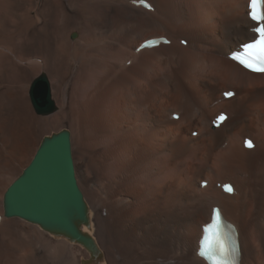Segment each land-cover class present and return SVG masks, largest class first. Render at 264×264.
<instances>
[{"label":"bare ground","instance_id":"1","mask_svg":"<svg viewBox=\"0 0 264 264\" xmlns=\"http://www.w3.org/2000/svg\"><path fill=\"white\" fill-rule=\"evenodd\" d=\"M20 1L0 0V41H7L0 44L12 47V57L0 54V264H207L197 254L199 240L216 206L237 228L241 264H264V74L249 72L229 59L255 38L250 0H146L153 10L135 4L140 0H64L58 6L46 0L21 6ZM45 15L50 23L43 30L27 29ZM15 19L19 25L13 23ZM58 21L62 26L57 53L53 34L60 27ZM120 23L148 33L138 35L125 50L106 40ZM11 27L27 36L16 35ZM72 28L82 33L81 39L75 38L78 41L67 39ZM177 29L187 36L176 34ZM98 31L102 36L92 41ZM159 37L171 43L145 48L137 55L143 42ZM176 39L188 44L180 47ZM210 51L227 59L209 56ZM16 54L26 66L14 63ZM76 59L80 66L71 81L69 110L37 117L25 99L32 77L45 75L51 93L63 98L62 86ZM31 60L42 65H27ZM165 67L173 72L151 83L158 69ZM202 68L210 70V77L222 76L237 86L221 89L222 104L215 103L210 83L201 74V79L196 76ZM112 74L118 78L109 83ZM143 81L150 88H142ZM230 91L235 96L224 99L223 93ZM242 92L249 98L245 106L240 103ZM14 102L28 113L27 119L11 114L8 107ZM165 102L174 104L167 107ZM260 105L255 147L247 150L246 113ZM210 108L215 109L213 118L208 115ZM226 108L227 119L213 128ZM176 113L180 118L172 120ZM58 137L68 149L70 195L53 200L42 215L32 218L7 197V190L24 176L32 178L28 167L37 151ZM74 138L83 147L79 156L73 153ZM225 141L229 144L221 156L211 158L213 148H221ZM188 152L199 158L192 179L182 169ZM98 176H106L107 184L93 182ZM258 176L259 194L249 186ZM120 180L125 185L113 191ZM204 181L208 185L202 189ZM219 182L231 183L234 194L218 189ZM127 197L133 198L132 203Z\"/></svg>","mask_w":264,"mask_h":264},{"label":"rangeland","instance_id":"2","mask_svg":"<svg viewBox=\"0 0 264 264\" xmlns=\"http://www.w3.org/2000/svg\"><path fill=\"white\" fill-rule=\"evenodd\" d=\"M60 1H64V0H46V2L47 3H50V4H52V3H54L56 6H58L57 5V3L58 2H60ZM28 2H38V0H21L20 1V4H21V6H28L29 4H27ZM76 11V10H75ZM34 13V12H33ZM81 13H83V12H81ZM20 14V13H19ZM27 14V13H26ZM45 16H47V15H45ZM45 16H42L40 19H41V21H39V24L37 25V24H34L33 25V27L30 29V27H28L27 29H29V30H31V31H37L38 29L39 30H43V28H44V25H47V24H49L50 23V21H49V16H47V18L45 17ZM20 17H21V15H20ZM45 18V19H44ZM28 19V18H27ZM44 19V20H43ZM19 20H17V19H15L14 20V22L13 23H15V24H18L19 25ZM45 21V22H44ZM47 21V22H46ZM49 21V22H48ZM164 21V20H163ZM11 23H12V21H10ZM21 24H23L22 22H20ZM58 23L60 24V27H59V29L58 28H56L55 29V31L56 32H54V34H53V38H55V47H54V51L55 52H57L58 53V50H57V48H58V46L59 45H57L58 44V42L60 41L61 42V40H59L58 38H57V36L59 35L58 33H60V31H61V26H62V24L58 21ZM128 25V26H127ZM137 25H132V24H127V23H120L119 25H118V28H116V30H114V31H111L110 33H108L109 35L106 37V40H108L109 42L108 43H110V44H115V46H119V45H122V47L121 48H123V49H125V47H126V49L125 50H127V48H128V50H130V48L132 47V43H134V41H135V39L137 38V36L138 35H145V34H147L148 32H145V31H141L140 30V32H138L137 30H138V26L136 27ZM74 31H73V30ZM72 29H69V30H71L70 31V33H69V35H68V38L67 39H69L68 41H70V42H74L75 40L76 41H78L79 39H81L80 38V35H81V37H82V33H81V31L78 29V28H72ZM11 31L13 32V33H16V35H24V37L25 36H27V35H25V33L24 32H20V29H17V28H14V27H11ZM135 31H137L138 32V34L135 32ZM104 32V31H103ZM130 32V33H129ZM181 32V33H180ZM183 31H181V30H179V29H177V32H176V34H183L182 36L183 37H186L187 35L186 34H184V32L182 33ZM74 33H77V35H78V37L77 38H79V39H75V40H73L72 39V35L74 34ZM100 33V31H98V32H94V35H92L93 37H91V38H93L92 39V41L93 40H97L98 38H99V36H102V35H100L99 34ZM127 34V35H126ZM194 35H196V36H198V33H193ZM22 35V36H23ZM118 35L120 36V37H118ZM135 35V36H134ZM112 36V37H111ZM124 36V37H123ZM127 36V37H126ZM131 36V37H130ZM181 36V35H180ZM114 37V38H113ZM122 37H123V39H122ZM128 37H130V38H128ZM60 38V37H59ZM122 39V40H121ZM128 40L129 41V43L127 42V41H125V40ZM185 39V38H184ZM119 40V41H118ZM185 41H187V40H185ZM3 43V44H6L7 43V41H4V40H2V41H0V43ZM6 42V43H5ZM123 42H125L124 44L125 45H123ZM131 42V43H130ZM27 43H29V42H23V44L24 45H26ZM126 43H127V46H126ZM175 43L178 45V46H180V47H186V45H183L182 44V40L181 41H179V39L177 40L176 39V41H175ZM60 44V43H59ZM129 44V45H128ZM23 45V46H24ZM0 54L2 53V54H5V55H7V56H11L12 57V55L10 54V51L9 50H11V46H10V48H9V45H8V47L7 46H3L2 47V45L0 44ZM85 46H86V44H85ZM4 49V50H3ZM87 48H85L84 50H86ZM92 50H94V49H92ZM31 51V50H30ZM88 51V50H87ZM140 51H138V53H137V55L138 54H140L139 53ZM74 53V52H73ZM73 53H72V55H73ZM35 54V53H34ZM209 56H213V57H216L217 59L218 58H223V59H227V56H225V55H223V54H220V53H218V52H211L210 51V53H209ZM15 57H18V58H16V59H18V61H16V62H14V63H18L19 64V66H26L25 65V59L20 55V54H16L15 55ZM15 57H13V58H15ZM27 57V56H26ZM22 58V59H21ZM12 59V58H11ZM217 61V60H216ZM72 62H74L73 63V73H72V75H70L69 77H67L66 79H65V82H64V84H63V88H65V89H63L62 90V94H60V96H62L63 98H60L59 97V95L57 96V95H55V91L53 92L52 91V96H53V99L54 98H56V100L54 99L53 100V102L55 101L56 102V104H55V102H54V105H55V111H59V112H57V115H60V114H62V113H64V112H66L67 110H69V108H70V101H71V97H72V93H74V90H73V87H72V82L74 81V77H76L77 76V70L79 69V64L77 63V59H76V62L75 61H72ZM31 63H36V64H34V65H38V66H40V65H42L41 64V62H39V61H33V60H31V62L30 63H27V65L28 64H31ZM116 63V62H115ZM112 65H114V62H112L111 63V66ZM127 68H129L130 67V64L129 65H127L126 66ZM75 68L77 69V70H75ZM117 69H121L120 68V64L118 65V68ZM171 68H159L158 69V73H157V75H156V77L154 78V79H152V82L151 83H154V82H156V81H162L161 80V78H159V75H161V74H166L167 72H168V70H170ZM207 69V70H206ZM140 70H142V69H137V71H140ZM204 70V71H203ZM206 70V71H205ZM76 71V72H75ZM201 70H199V72H197V74H196V76H199V78L201 79V76H202V78H204V79H202L203 81H206L208 84L210 83V87H211V91L213 92V94L215 95L214 97H213V99L215 98L216 100H215V103L216 104H222L223 103V100H222V98H221V89L223 90V89H225V88H235V87H237V86H233V85H230V83H232L231 81H229L228 79H226L225 77H222V76H220V77H218V78H212V77H210L209 76V73H210V70L208 69V68H202V72H200ZM171 72H173V71H171ZM171 72H168V73H171ZM203 72H206V73H204V76L202 75L203 74ZM200 74H201V76H200ZM34 75V74H33ZM37 76H39V74H37ZM36 75H34L33 77H32V79H31V82H30V84L28 85V87H27V89H25V99H28L29 100V104H30V108H31V110H32V112L37 116V117H42V115H39V114H37L36 113V111L34 110V108H33V105H32V102H31V99H30V88H31V84H32V82L34 81V79H36V77H37ZM118 77H116L115 78V76L112 74L111 75V77L109 78V83H112L113 82V80L114 79H117ZM209 78V79H208ZM160 79V80H159ZM72 81V82H71ZM210 81H213V82H210ZM52 82V81H51ZM66 83V84H65ZM144 84H145V86H144ZM148 83H146V82H141V84H140V86L142 87V88H150V86H149V84L147 85ZM53 85L54 86H56V84H55V82H53ZM64 85H65V87H64ZM228 85V86H227ZM51 86H52V83H51ZM149 86V87H148ZM102 87H103V85H102ZM106 87V86H105ZM22 90V89H21ZM53 90V89H52ZM78 90H80L79 88H78ZM150 90V89H149ZM216 90V91H215ZM226 90V89H225ZM230 90V89H229ZM150 91H152V90H150ZM21 92V91H20ZM70 92V93H69ZM153 92V91H152ZM218 92V93H217ZM66 94V95H65ZM218 95V96H217ZM220 95V96H219ZM243 97H242V96ZM241 95H240V103H241V105H243V106H245L248 102H249V98L246 96V93H241ZM23 96H24V94H23ZM56 96V97H55ZM69 96V97H68ZM58 97V98H57ZM64 97H66V98H64ZM69 98H70V100H69ZM218 103H217V102ZM65 102V103H64ZM15 103V105L14 104H11V107H8V110H10V112H11V114H13V116L15 117V118H19V119H27L28 117H29V115H28V113L27 112H24L25 110L23 109V107L20 105V104H18L17 102H14ZM16 103H17V105H16ZM166 103V105H167V107H172L173 105H171V103L172 104H174L173 102H171V103H169V102H165ZM57 104H58V106H57ZM61 105V106H60ZM252 108V109H251ZM251 108H249L248 109V111H247V113H246V115L248 116V118H249V121H250V129H249V137H250V139H252V140H254L255 139V137H256V132H257V130H258V126H257V120H255L256 119V114H257V110L259 109L260 111H261V105L259 106V108L257 107V106H255L254 108L253 107H251ZM58 109V110H57ZM211 109V108H210ZM54 111V112H55ZM222 112L223 111H225V112H228L229 111V109L228 108H226V109H222L221 110ZM53 112V113H54ZM220 112V111H219ZM219 112H217L216 114H218ZM237 112V113H236ZM238 112H239V110H235L234 111V115L236 116V117H238ZM224 113V112H223ZM52 113H50V114H46V116H49V115H51ZM215 109L214 108H212L209 112H208V115L210 116V118H213L215 115ZM57 115H55V116H57ZM211 115H212V117H211ZM55 116H51V117H55ZM51 119H53V118H51ZM50 119V120H51ZM172 120H174L173 118H171ZM134 124H136V123H134ZM256 128H255V127ZM25 127H27V126H25ZM28 127L30 128V126L28 125ZM186 127V126H185ZM184 127V128H185ZM24 130H26V129H24ZM31 130V129H30ZM184 131V130H183ZM186 134H188V132L186 131L185 132ZM255 133V134H254ZM2 134H4V133H2ZM1 134V135H2ZM193 136V135H192ZM191 136V137H192ZM193 137H195L196 138V136H193ZM234 140L235 141H237L238 142V140L240 141V137H239V134L237 133V131H235V133H234ZM248 137V138H249ZM176 139H178V137L176 138ZM226 143L224 144V145H222L221 146V148L219 147L218 148V145L215 147V148H213V150H212V152H211V158H213V157H215L216 155H218L219 157L221 156V155H219L220 154V151L222 150V151H225V148L227 147V145L229 144V142H227V141H225ZM78 143V144H77ZM80 143V141H78L77 139H75L74 138V140H73V142H72V145H73V153H74V155H80V152H82L81 150L83 149V147H81L82 145H81V143ZM74 145H75V147H74ZM80 147V148H79ZM36 150H37V148H35ZM34 149V150H35ZM35 150V151H36ZM34 151V152H35ZM184 164H183V171L185 172L184 173V175H185V177H187L188 179H192L193 178V168H194V166L195 165H197V163L199 162V158H197V159H194V158H192L191 157V153L190 152H188V154H185L184 155ZM192 165V166H191ZM188 166V167H187ZM191 167V168H190ZM186 168V169H185ZM189 168V169H188ZM228 172H229V170H227ZM188 172V173H187ZM192 172V173H191ZM228 172H226V175H230ZM189 174H190V176H189ZM188 175V176H187ZM252 177H253V175H252ZM251 177V178H252ZM257 179V177H254V179ZM260 177L258 176V179L256 180V182L253 180L252 182H250L249 183V186H250V188H253V190H255L258 194L262 191V185H260V183H261V181H260V179H259ZM108 178L106 177V176H98V177H95L94 179H93V182H98V181H103V182H105L106 184H107V180ZM242 179H243V177H242ZM232 180V182H235V181H233V179H231ZM258 181H259V183H258ZM167 182L169 183V184H171V180H167ZM99 183V182H98ZM116 183L117 184H114L113 185V191H119V189H120V187L122 186V185H125V184H123V181L122 180H120V181H116ZM254 183V184H253ZM219 184H221L220 182L218 183V186H217V188L218 189H221V187L219 186ZM91 185V184H90ZM201 188L202 189H205L206 187H202L201 186ZM105 196V195H104ZM104 198V197H103ZM127 199V201L128 202H130V201H132V197H127L126 198ZM130 203H132V202H130ZM26 227V226H25ZM17 245H15V244H13L11 247H10V252H12V253H14V251H15V247H16ZM23 252V251H22ZM178 255H180V254H178ZM19 256V255H18ZM15 258H18L17 257V254L15 253V256H14ZM11 261V260H10ZM11 263H13L12 261H11Z\"/></svg>","mask_w":264,"mask_h":264},{"label":"water","instance_id":"3","mask_svg":"<svg viewBox=\"0 0 264 264\" xmlns=\"http://www.w3.org/2000/svg\"><path fill=\"white\" fill-rule=\"evenodd\" d=\"M76 37L74 33L72 39ZM30 98L37 114L46 115L55 111L49 79L45 75L32 82ZM67 156L68 149L60 137L41 147L28 167L32 178L24 176L15 181L7 190V197L14 198L15 205L23 207V213L32 218L42 215L53 200L68 198L70 192L66 186L71 164ZM8 213L11 215L9 210Z\"/></svg>","mask_w":264,"mask_h":264},{"label":"snow or ice","instance_id":"4","mask_svg":"<svg viewBox=\"0 0 264 264\" xmlns=\"http://www.w3.org/2000/svg\"><path fill=\"white\" fill-rule=\"evenodd\" d=\"M250 8L251 19L259 24L258 27L254 28V32L258 35L250 43L243 44V53L233 58L245 68L264 73V0H251ZM226 95L231 96L233 94L226 93ZM247 146H253L251 141L247 142ZM225 187L226 191H233L231 186ZM213 211V222L209 228L212 233V243L206 241L199 254L211 260L212 264H238V242L230 233L224 231L220 211L218 209Z\"/></svg>","mask_w":264,"mask_h":264}]
</instances>
